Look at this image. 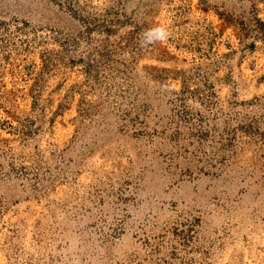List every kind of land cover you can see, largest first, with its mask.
Returning <instances> with one entry per match:
<instances>
[{
    "label": "rangeland",
    "instance_id": "374dc122",
    "mask_svg": "<svg viewBox=\"0 0 264 264\" xmlns=\"http://www.w3.org/2000/svg\"><path fill=\"white\" fill-rule=\"evenodd\" d=\"M0 264H264V0H0Z\"/></svg>",
    "mask_w": 264,
    "mask_h": 264
}]
</instances>
